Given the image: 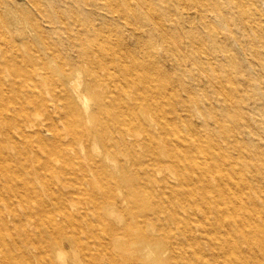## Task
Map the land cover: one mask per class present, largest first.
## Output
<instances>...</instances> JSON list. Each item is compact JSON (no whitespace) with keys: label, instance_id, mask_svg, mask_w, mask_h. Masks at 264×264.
Returning <instances> with one entry per match:
<instances>
[{"label":"bare ground","instance_id":"6f19581e","mask_svg":"<svg viewBox=\"0 0 264 264\" xmlns=\"http://www.w3.org/2000/svg\"><path fill=\"white\" fill-rule=\"evenodd\" d=\"M59 1L45 12L49 29L29 19L22 42L0 29V124L7 123L0 129V175L15 186L30 185L27 179L15 182L14 175L13 162L26 150L7 149L14 128L27 138L41 112L54 135L46 139L42 128L36 133L55 156L39 161L40 184L30 186L38 212L46 215L48 238L25 228L24 239L6 241L3 231L9 226H0V245L6 246L0 264H17V249L24 264H48L52 252L65 263L64 242L81 247L84 264H98L99 251L85 239L98 222L108 228L99 241L103 252L111 251L112 234L122 229L145 247L154 246V264H264V149L247 144L230 123H247L244 112L236 111L231 69L216 64L195 42L192 51L184 49L181 32L167 27L157 0H82L92 2L93 13L106 8L127 25L148 26L140 55L114 28L106 30L91 15L83 16L80 3L79 8ZM232 1L242 8L245 0ZM32 2L41 12L42 0ZM167 2L183 5L182 0ZM158 40L160 51L151 53ZM164 60L181 75L166 70ZM187 76L201 87L184 83ZM209 88L220 94L221 110H215ZM118 154L124 156L120 161ZM77 170V188L93 186V211L71 209L60 196L53 210L46 198L57 193L53 178ZM118 200L128 203L126 218L111 220L110 204ZM56 211L72 230L59 225ZM8 215L17 217L16 208L0 210V219ZM166 249L169 257L162 255Z\"/></svg>","mask_w":264,"mask_h":264},{"label":"rangeland","instance_id":"374dc122","mask_svg":"<svg viewBox=\"0 0 264 264\" xmlns=\"http://www.w3.org/2000/svg\"><path fill=\"white\" fill-rule=\"evenodd\" d=\"M182 1L183 5L177 7L167 2V0H157L159 8L166 13L167 27L172 32H181L184 49L192 51V42H195L197 46L205 50V53L215 57L216 64L231 69L237 84L233 93V100L237 105L236 111L240 110L239 113L244 112L246 116V119H244L247 120V123L242 119L233 120L230 123L235 129H240L247 144L257 145L264 149V0H245L242 2V8L236 6L232 0ZM67 2V4L77 7L80 3L83 16L88 17L91 15L93 21L102 25L106 30H113L114 28L120 35H124L138 55L147 47L148 26L127 25L122 18L114 17L106 8L102 9L101 13H93L91 1L87 5L82 0H67ZM56 4H61V2L59 0H42V11L40 12L32 0H0V20L1 16H6L3 22L0 21V29L5 32L8 38L22 42L26 38L23 35H27L30 30L31 21L36 20L49 29L50 25L45 17V12ZM138 33L141 34L140 38L135 36ZM157 42L151 53L160 51V42L159 40ZM164 66L173 75H181L180 69H177L172 61L164 60ZM3 71L2 73L6 75L8 68ZM185 82H189L194 89L198 86L201 87L198 80H193L190 76H187ZM181 91L186 92L184 84L181 85ZM209 93L213 96L215 110H221L223 102L220 100L218 91L209 88ZM45 117L43 112L38 115L35 120V127L37 128L27 138H21L18 132L19 128H14L16 130L15 137L12 138V141H9V145H11V148L7 149L9 152L18 153L17 150L12 148L14 145L26 150L23 157L17 154L16 158H21L19 162H13V166L16 168L12 166L15 169L14 175L17 174L15 182L27 179L30 185L21 182L19 186H15L6 181L7 177L4 174L0 175V183L2 184L0 187V210L8 209L11 205L18 212L17 217L8 215L4 219H0V226H9L8 230L3 231V238L6 241L13 238L17 240L24 239L25 228L37 231L42 236L46 235V238L49 236V226L47 227L45 221L46 215L38 212L39 204L30 195L32 194L30 186L36 188L40 184L36 178L37 172L40 171L36 167L39 161L46 157L55 158L54 154L48 150L46 141L41 140L40 135L36 133V130L42 128V135L46 139H50L54 135L52 130H48ZM64 126L61 131L65 136L66 128ZM6 127L7 123L0 124L1 130ZM122 157L124 156L120 154L116 156L118 161ZM9 162L7 160L6 164H9ZM78 172L79 170L71 173L70 176L62 175L53 178L52 182L57 188V193L54 196H46L48 205L53 210L57 209V196H60L61 200L65 201L71 209L90 207L93 211L94 202L90 194L93 191V186L87 184L85 189L79 190L77 188L79 184L75 177ZM252 175V173H249V177ZM102 188L101 184L95 188L99 196ZM71 191L75 192L73 197L67 196L66 193ZM122 195H124V190L117 192L118 199ZM127 204L126 201L122 203L120 200L111 203L110 206L115 213L109 215V218L111 220L126 218ZM92 216L96 223L95 215ZM57 220L59 225L66 231L73 229L72 224L64 216H60L59 212H57ZM107 230L105 224L98 222L96 231L85 238L89 239L93 251H99L98 264H113L114 260L119 264H154L152 261L155 254L154 246L145 247L140 241L136 240L131 232L122 229L117 230V232H120L119 235L114 237L115 234H112V243L109 248L111 251H100L101 244L99 241L103 239L102 235L107 233ZM174 235L180 239L184 238L176 230ZM166 241L168 243V240ZM202 243L205 247H208L205 241ZM63 245L66 253L65 263L59 259L57 253L52 252L51 261L48 259V264H84L83 251L80 246L77 245V247L72 248L67 242H64ZM4 248L6 246L0 245V256H3L2 250ZM15 252L19 256L17 264H24L20 250L17 249ZM141 255H144V257L137 259ZM162 255L163 257H169L171 250L166 249ZM38 264H42V262Z\"/></svg>","mask_w":264,"mask_h":264}]
</instances>
